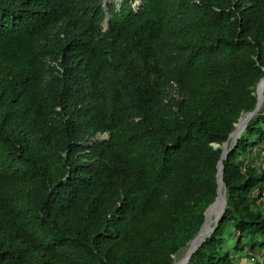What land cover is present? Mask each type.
<instances>
[{"label": "trees", "instance_id": "obj_1", "mask_svg": "<svg viewBox=\"0 0 264 264\" xmlns=\"http://www.w3.org/2000/svg\"><path fill=\"white\" fill-rule=\"evenodd\" d=\"M263 78L264 0H0V264H172ZM263 149L187 264L264 255Z\"/></svg>", "mask_w": 264, "mask_h": 264}, {"label": "bare ground", "instance_id": "obj_2", "mask_svg": "<svg viewBox=\"0 0 264 264\" xmlns=\"http://www.w3.org/2000/svg\"><path fill=\"white\" fill-rule=\"evenodd\" d=\"M246 119H247V115L245 114V116L242 117L241 122L238 124L237 130L232 137L233 141L236 140L238 136L241 134L242 129L245 126ZM221 169H222V166L220 167V170ZM226 204H227L226 188H225V185L222 179L218 198L216 202L214 203V205L208 211L207 218H206L205 224L203 226V229L200 235L188 246L185 254L181 258H178L173 264H185L186 263L187 259L189 258L191 253L196 249L199 243H201V241L209 235V233L214 227V224L217 222V219L221 215L223 208L225 207Z\"/></svg>", "mask_w": 264, "mask_h": 264}, {"label": "water", "instance_id": "obj_3", "mask_svg": "<svg viewBox=\"0 0 264 264\" xmlns=\"http://www.w3.org/2000/svg\"><path fill=\"white\" fill-rule=\"evenodd\" d=\"M260 85H261V87L263 88L262 89V94H263V96H264V78H263V80L259 83ZM259 100H260V98H258V105H257V107H256V110L255 111H253V112H250V113H247L246 115H247V119H246V123H245V126L243 127V129H242V131L246 128V126H247V124H248V122L253 118V116L256 114V111H258V109H259V106H260V104H259ZM241 121V120H240ZM238 124H239V122L237 123V127H238ZM236 130H237V128H236ZM236 130L233 132V133H231V135H230V137H229V140L224 144V146H223V148H224V153H223V158H222V160H221V163H220V165H219V173H218V195H219V189H220V185H221V180L223 179V169H224V165H223V160H224V158H226L227 157V155H228V145H229V142H230V140L232 139V137H233V135H234V133L236 132ZM240 136V135H239ZM102 138L103 139H105V138H108V134H104L103 136H102ZM222 166V169L220 170V167ZM221 171V172H220ZM223 183H224V181H223ZM224 185H225V183H224ZM225 188H226V185H225ZM217 198H218V196H217ZM217 198H216V200H217ZM216 200L207 208V210H206V212H205V216H206V218H207V214H208V211L210 210V208L214 205V203L216 202ZM225 207H226V205H225ZM225 207L223 208V211H222V213H221V215L219 216V218L217 219V222L215 223V225H214V227L212 228V230H211V232L209 233V235L215 230V228H216V225L220 222V220L222 219V215H223V213H224V211H225ZM206 218H205V221H206ZM204 224H205V222H204ZM204 224H203V226H204ZM202 229H203V227L201 228V230H200V232L198 233V235L192 240V242L200 235V233H201V231H202ZM208 235V236H209ZM206 240V237L201 241V243H199V245L198 246H200L204 241ZM191 242V243H192ZM197 246V247H198ZM196 247V248H197ZM196 250V249H195ZM195 250L191 253V255L189 256V258L187 259V261H186V263L185 264H187L189 261H190V259H191V257H192V255H193V253L195 252Z\"/></svg>", "mask_w": 264, "mask_h": 264}, {"label": "rangeland", "instance_id": "obj_4", "mask_svg": "<svg viewBox=\"0 0 264 264\" xmlns=\"http://www.w3.org/2000/svg\"><path fill=\"white\" fill-rule=\"evenodd\" d=\"M118 1H122V0H118ZM105 7L107 8L108 7V3L107 2H105ZM262 87H261V85L259 84L258 85V87H257V90H256V94H257V96H258V98H260L261 100H259V104H260V106H259V109H258V111L259 112H262L263 110H264V96H263V94H262ZM262 101V102H261ZM243 116H245V114L244 115H242L241 116V118H240V120L242 119V117ZM239 120V123L241 122ZM244 131V130H243ZM242 131V132H243ZM241 132V133H242ZM241 135V134H240ZM239 137V136H238ZM237 140V139H236ZM236 140H230V142H229V145H228V149H229V146L230 145H232ZM255 160L256 161H258V162H261L262 161V158H261V156L259 157V156H255ZM218 196V195H217ZM215 225V224H214ZM191 244V242L185 247V248H183L177 255H175V258H174V261H173V263L178 259V258H181L184 254H185V252H186V250H187V248H188V246ZM249 260H250V258H247V257H245L244 259H242L241 260V262H242V264H249ZM251 261V260H250ZM172 263V264H173ZM251 263V262H250Z\"/></svg>", "mask_w": 264, "mask_h": 264}, {"label": "built area", "instance_id": "obj_5", "mask_svg": "<svg viewBox=\"0 0 264 264\" xmlns=\"http://www.w3.org/2000/svg\"><path fill=\"white\" fill-rule=\"evenodd\" d=\"M260 155L261 158L264 160V149L260 151ZM263 200H264V194H263ZM250 260H249V264H264V255H259L256 257V259L251 258Z\"/></svg>", "mask_w": 264, "mask_h": 264}]
</instances>
